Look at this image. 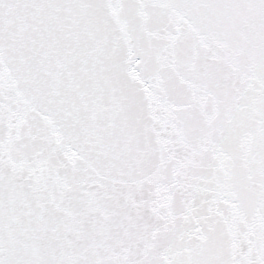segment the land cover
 <instances>
[{
	"label": "snow or ice",
	"instance_id": "6c2138e0",
	"mask_svg": "<svg viewBox=\"0 0 264 264\" xmlns=\"http://www.w3.org/2000/svg\"><path fill=\"white\" fill-rule=\"evenodd\" d=\"M0 264H264V0H0Z\"/></svg>",
	"mask_w": 264,
	"mask_h": 264
}]
</instances>
